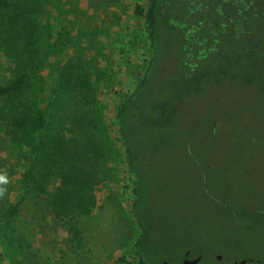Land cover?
Instances as JSON below:
<instances>
[{
  "label": "rangeland",
  "instance_id": "obj_1",
  "mask_svg": "<svg viewBox=\"0 0 264 264\" xmlns=\"http://www.w3.org/2000/svg\"><path fill=\"white\" fill-rule=\"evenodd\" d=\"M11 2L16 7L0 6V87L22 82L17 91L0 95V108H9L26 138L5 119L4 107L0 174L8 184L0 206L19 205L17 245L0 238V264H136L132 250L139 228L130 211L132 179L115 114L151 58L145 21L134 12L146 0ZM39 112L43 127L37 131L29 119ZM211 119L213 135H239L231 114L216 112ZM258 146L264 145L253 135L238 161L251 167L252 159H259L253 164L261 168L263 155L254 152ZM157 179V212L172 210L165 203L174 197L178 203L188 198L187 190L174 186V192L165 178ZM211 201L237 219L226 200ZM216 256L219 264H253L246 262L248 256L235 263ZM199 264L218 263L204 257Z\"/></svg>",
  "mask_w": 264,
  "mask_h": 264
},
{
  "label": "trees",
  "instance_id": "obj_2",
  "mask_svg": "<svg viewBox=\"0 0 264 264\" xmlns=\"http://www.w3.org/2000/svg\"><path fill=\"white\" fill-rule=\"evenodd\" d=\"M193 1L146 0L142 9L134 11L145 21L151 58L130 95L118 103L115 114L126 170L132 179L130 211L139 228L132 260L136 264H177L179 253L190 249L202 258L220 254L233 263L248 256L252 258L246 262L264 264V180L259 178L264 177V164L259 168L253 164L259 159H252L251 167H246L238 161L253 135L264 145V72L225 70L224 63L217 68L213 61V71L206 68L200 75L178 77L184 72L185 51L180 42L176 44V37L180 39L186 32L184 15L189 17L188 24L193 16L195 20L205 17L200 31L209 34L213 31L211 17L219 4V0H203L214 6L194 14L188 11ZM11 5L16 7L11 0H0V6ZM172 16L181 19L175 23ZM21 82L0 87V95L17 91ZM4 107L8 120L12 114L6 105L0 113ZM216 112L232 115L230 122L240 130L235 139L233 134L211 133V118ZM38 115L29 119L37 131L43 127L40 112ZM250 118L255 122L246 124ZM10 123L26 138L17 118ZM254 152L260 153L255 157L263 155L264 161V146ZM254 173L258 174L256 180L251 179ZM158 176L165 178L174 192V186L178 191L187 190L188 198L184 195L178 203L174 197L165 203L163 207L172 210H154L153 197L160 190ZM211 198L226 200L235 208L237 219L222 207H213ZM18 205L19 201L0 206V238L16 245ZM257 208L263 211L252 213Z\"/></svg>",
  "mask_w": 264,
  "mask_h": 264
},
{
  "label": "flooded vegetation",
  "instance_id": "obj_3",
  "mask_svg": "<svg viewBox=\"0 0 264 264\" xmlns=\"http://www.w3.org/2000/svg\"><path fill=\"white\" fill-rule=\"evenodd\" d=\"M210 5L214 6V3L195 0L188 11L202 13L203 7L208 10ZM214 11L216 14L210 21L213 31L209 34L200 31L205 17L195 20L197 17L193 16L194 19L190 18L188 24L186 21L189 17L184 15L186 32L179 36L180 39L176 37V44L181 43L185 51L181 65L184 72L178 77L186 79L192 75H200L206 68L213 71V61L218 64L217 68L224 63L225 70L264 72V0H219ZM180 19L172 16V22L178 23ZM192 44L195 46L192 47ZM180 253L182 257L177 264H183V260L189 261L187 264L204 261L201 254L190 249H184ZM212 258L214 262L221 263V258L216 260V255ZM164 262L170 264L169 261Z\"/></svg>",
  "mask_w": 264,
  "mask_h": 264
},
{
  "label": "clouds",
  "instance_id": "obj_4",
  "mask_svg": "<svg viewBox=\"0 0 264 264\" xmlns=\"http://www.w3.org/2000/svg\"><path fill=\"white\" fill-rule=\"evenodd\" d=\"M7 184H8L7 176L5 174H0V199H2L7 193V188H6Z\"/></svg>",
  "mask_w": 264,
  "mask_h": 264
},
{
  "label": "water",
  "instance_id": "obj_5",
  "mask_svg": "<svg viewBox=\"0 0 264 264\" xmlns=\"http://www.w3.org/2000/svg\"><path fill=\"white\" fill-rule=\"evenodd\" d=\"M219 259H220V256H216V260H219ZM182 263L187 264V263H189V261L183 260ZM243 263H244V261H241V264H243ZM162 264H166V263H162Z\"/></svg>",
  "mask_w": 264,
  "mask_h": 264
}]
</instances>
